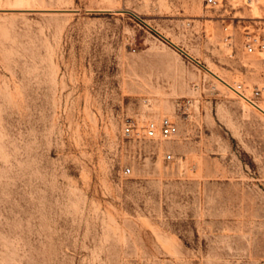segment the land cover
<instances>
[{"label":"rangeland","instance_id":"obj_1","mask_svg":"<svg viewBox=\"0 0 264 264\" xmlns=\"http://www.w3.org/2000/svg\"><path fill=\"white\" fill-rule=\"evenodd\" d=\"M219 1L0 0V264L264 261V0Z\"/></svg>","mask_w":264,"mask_h":264},{"label":"built area","instance_id":"obj_2","mask_svg":"<svg viewBox=\"0 0 264 264\" xmlns=\"http://www.w3.org/2000/svg\"><path fill=\"white\" fill-rule=\"evenodd\" d=\"M206 7L207 8H216L219 6L220 1L219 0H205ZM245 49L248 53L254 54L256 52L264 53V35H249L248 39L245 42ZM236 93L242 98L247 101H249L252 104H257L256 100H258L262 96V90L257 88L254 90L252 96H248L246 94L245 89L242 85H238L237 88H235ZM144 130V137L147 139L155 140L158 138H164V139H171L172 137L176 136L179 132V126L178 124L168 118H163L159 123L155 121H149L146 123ZM123 133L127 137H134L138 136L139 132L136 127V123L130 119L127 118L124 126H123ZM169 159H171V155L168 156ZM127 174L131 173V169L128 168L125 170ZM260 264H264V261Z\"/></svg>","mask_w":264,"mask_h":264},{"label":"bare ground","instance_id":"obj_3","mask_svg":"<svg viewBox=\"0 0 264 264\" xmlns=\"http://www.w3.org/2000/svg\"><path fill=\"white\" fill-rule=\"evenodd\" d=\"M221 78V77H220ZM225 81V80H224ZM227 83V82H226ZM234 90H235V88H234ZM236 91V90H235ZM243 100H245V99H243ZM245 101H247V100H245ZM248 103H250L249 101H247ZM251 105H253L254 107H256L258 110H260V111H262V112H264V106H262V105H260V104H252V103H250Z\"/></svg>","mask_w":264,"mask_h":264}]
</instances>
